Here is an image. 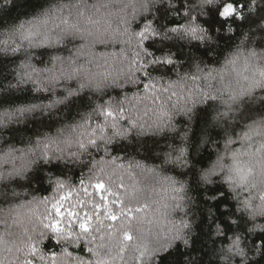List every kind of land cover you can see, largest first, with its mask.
I'll return each mask as SVG.
<instances>
[{"label": "snow or ice", "instance_id": "obj_1", "mask_svg": "<svg viewBox=\"0 0 264 264\" xmlns=\"http://www.w3.org/2000/svg\"><path fill=\"white\" fill-rule=\"evenodd\" d=\"M5 62L0 264H264V0H44Z\"/></svg>", "mask_w": 264, "mask_h": 264}, {"label": "trees", "instance_id": "obj_2", "mask_svg": "<svg viewBox=\"0 0 264 264\" xmlns=\"http://www.w3.org/2000/svg\"><path fill=\"white\" fill-rule=\"evenodd\" d=\"M43 3L44 0H8L9 6L7 8H4L3 10H0V25H8L13 22H18V18L19 20L30 18V14L34 10H37L39 6H41V4ZM234 43H238V41H235ZM97 50L99 52H110L115 49L99 47ZM14 67V65L5 62L4 65L0 66V73L7 75L12 71ZM9 78L11 77L9 76ZM17 95H24V93H17ZM12 127L21 128L23 126L14 125ZM30 135L31 133L20 132L19 130L9 131L8 129H0V153L8 151L10 147L15 149H21L26 147L27 137H29ZM215 139H217V141L222 144V141H220L219 137H216ZM209 150H212V146H209ZM137 159H141V157H137ZM142 162L149 165L152 164V161L150 160H144ZM157 163H159V161H157ZM17 190L21 191V189ZM36 194L40 195L41 193ZM193 195L195 196V193H193ZM0 207H6V205H0ZM196 220L197 222L199 221L198 215L196 216ZM145 227H149V225L146 224ZM215 248H219V244L215 245L210 239L207 238H198L197 248L195 249V251L203 252V256L201 257L203 264H221L218 259V253L214 251ZM193 255L196 258H199L202 253H194Z\"/></svg>", "mask_w": 264, "mask_h": 264}, {"label": "clouds", "instance_id": "obj_3", "mask_svg": "<svg viewBox=\"0 0 264 264\" xmlns=\"http://www.w3.org/2000/svg\"><path fill=\"white\" fill-rule=\"evenodd\" d=\"M229 43H232V42H229ZM224 47H227V45H223Z\"/></svg>", "mask_w": 264, "mask_h": 264}]
</instances>
